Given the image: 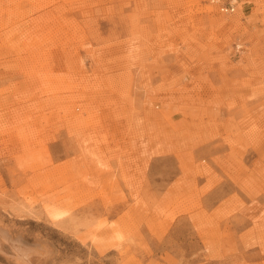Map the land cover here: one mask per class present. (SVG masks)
Listing matches in <instances>:
<instances>
[{
  "label": "rangeland",
  "instance_id": "rangeland-1",
  "mask_svg": "<svg viewBox=\"0 0 264 264\" xmlns=\"http://www.w3.org/2000/svg\"><path fill=\"white\" fill-rule=\"evenodd\" d=\"M228 1L0 0V264H264V0Z\"/></svg>",
  "mask_w": 264,
  "mask_h": 264
},
{
  "label": "bare ground",
  "instance_id": "bare-ground-1",
  "mask_svg": "<svg viewBox=\"0 0 264 264\" xmlns=\"http://www.w3.org/2000/svg\"><path fill=\"white\" fill-rule=\"evenodd\" d=\"M219 9L221 10V6L219 5ZM224 12V11H223ZM45 214L46 216L53 222L57 223L60 219L67 214V210L62 206L56 204H48L45 206ZM56 225V224H55ZM116 231V230H115ZM120 234L118 232H112L109 235L110 242L118 241L120 239ZM123 236V235H122ZM122 239V238H121ZM119 243V242H118ZM112 244V243H111ZM117 244V243H116ZM115 246V245H114Z\"/></svg>",
  "mask_w": 264,
  "mask_h": 264
},
{
  "label": "built area",
  "instance_id": "built-area-1",
  "mask_svg": "<svg viewBox=\"0 0 264 264\" xmlns=\"http://www.w3.org/2000/svg\"><path fill=\"white\" fill-rule=\"evenodd\" d=\"M235 0H230L226 3H221L220 6H221V11H224V12H233L234 11V8H235Z\"/></svg>",
  "mask_w": 264,
  "mask_h": 264
},
{
  "label": "clouds",
  "instance_id": "clouds-1",
  "mask_svg": "<svg viewBox=\"0 0 264 264\" xmlns=\"http://www.w3.org/2000/svg\"><path fill=\"white\" fill-rule=\"evenodd\" d=\"M0 255L7 256V255H9V253L5 252L4 249L2 247H0Z\"/></svg>",
  "mask_w": 264,
  "mask_h": 264
}]
</instances>
